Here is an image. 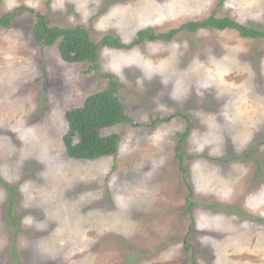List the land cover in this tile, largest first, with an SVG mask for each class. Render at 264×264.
Returning a JSON list of instances; mask_svg holds the SVG:
<instances>
[{"label": "rangeland", "instance_id": "obj_1", "mask_svg": "<svg viewBox=\"0 0 264 264\" xmlns=\"http://www.w3.org/2000/svg\"><path fill=\"white\" fill-rule=\"evenodd\" d=\"M264 0H0V264H264ZM81 25L97 69L33 28ZM130 120L113 155L75 159L65 110L109 85ZM180 146V149H178ZM11 207V212H10Z\"/></svg>", "mask_w": 264, "mask_h": 264}, {"label": "trees", "instance_id": "obj_2", "mask_svg": "<svg viewBox=\"0 0 264 264\" xmlns=\"http://www.w3.org/2000/svg\"><path fill=\"white\" fill-rule=\"evenodd\" d=\"M191 31L200 27H213L220 30L226 28L235 29L244 38H263L264 30H258L251 26L240 24L230 16L218 17L212 14L207 19L190 23L185 26ZM179 29L170 33H153L152 29L138 31L137 38L130 43H124L112 34L104 35L99 41L92 37L85 27L62 28L49 26L45 16L40 15L34 25L33 32L41 45H54L59 39L61 57L68 62H90L87 71L97 69V54L102 47L113 49H130L142 43L146 39H171ZM109 77V85L99 91L88 95L84 103L65 110L68 123L67 131L63 136L68 155L75 159H97L99 157L113 155L119 148L121 135L118 133L105 135L103 129L130 120L126 115L122 101L117 93L118 83L115 78ZM180 149V146H178ZM10 207V212H11Z\"/></svg>", "mask_w": 264, "mask_h": 264}, {"label": "clouds", "instance_id": "obj_3", "mask_svg": "<svg viewBox=\"0 0 264 264\" xmlns=\"http://www.w3.org/2000/svg\"><path fill=\"white\" fill-rule=\"evenodd\" d=\"M111 49H113V48H111Z\"/></svg>", "mask_w": 264, "mask_h": 264}]
</instances>
